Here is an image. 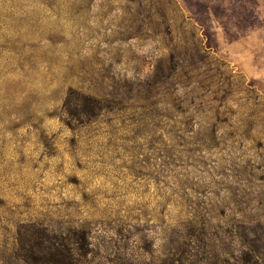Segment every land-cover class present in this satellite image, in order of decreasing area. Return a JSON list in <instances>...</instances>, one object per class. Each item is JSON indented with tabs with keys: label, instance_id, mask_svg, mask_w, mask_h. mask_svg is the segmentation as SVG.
Masks as SVG:
<instances>
[{
	"label": "rangeland",
	"instance_id": "obj_1",
	"mask_svg": "<svg viewBox=\"0 0 264 264\" xmlns=\"http://www.w3.org/2000/svg\"><path fill=\"white\" fill-rule=\"evenodd\" d=\"M0 264H264V0H0Z\"/></svg>",
	"mask_w": 264,
	"mask_h": 264
}]
</instances>
